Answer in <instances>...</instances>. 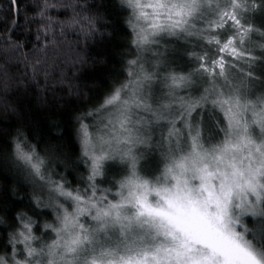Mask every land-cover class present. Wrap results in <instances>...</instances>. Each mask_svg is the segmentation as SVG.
<instances>
[{
    "label": "snow or ice",
    "instance_id": "6c2138e0",
    "mask_svg": "<svg viewBox=\"0 0 264 264\" xmlns=\"http://www.w3.org/2000/svg\"><path fill=\"white\" fill-rule=\"evenodd\" d=\"M0 15V264H264V0Z\"/></svg>",
    "mask_w": 264,
    "mask_h": 264
},
{
    "label": "trees",
    "instance_id": "16d2710c",
    "mask_svg": "<svg viewBox=\"0 0 264 264\" xmlns=\"http://www.w3.org/2000/svg\"><path fill=\"white\" fill-rule=\"evenodd\" d=\"M26 2L31 3V0H26ZM7 5H8V0H0V12H6L7 11ZM0 19H3V15H0ZM18 19H19V24H20L21 29H24L26 27V24H25L23 11H21ZM18 34H19V32H18ZM72 38L74 39V36ZM96 51H104L107 53V58L110 61H112V63H109L107 66L109 70H114L118 67V65L115 63V61L118 59V55L112 50V48L110 46L103 48V49L98 48V49H96ZM0 119H3V117L0 116Z\"/></svg>",
    "mask_w": 264,
    "mask_h": 264
}]
</instances>
